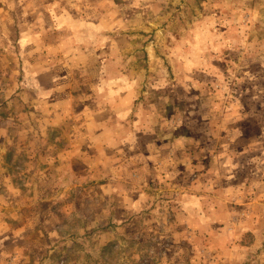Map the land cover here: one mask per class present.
I'll return each mask as SVG.
<instances>
[{
	"label": "rangeland",
	"instance_id": "obj_1",
	"mask_svg": "<svg viewBox=\"0 0 264 264\" xmlns=\"http://www.w3.org/2000/svg\"><path fill=\"white\" fill-rule=\"evenodd\" d=\"M69 1L127 84L50 117L0 21V264H264V0Z\"/></svg>",
	"mask_w": 264,
	"mask_h": 264
},
{
	"label": "crops",
	"instance_id": "obj_2",
	"mask_svg": "<svg viewBox=\"0 0 264 264\" xmlns=\"http://www.w3.org/2000/svg\"><path fill=\"white\" fill-rule=\"evenodd\" d=\"M70 3L69 0H0V21L32 22L29 27L16 28L20 33L26 31L20 35L27 36L25 44L19 42L25 45L22 49L29 46L28 51L21 54L25 63V78L33 87L32 92L25 91V97L39 100L41 105L47 104V109H51L48 115L60 118V121L66 116L91 118L102 111L111 112L110 108L122 101V98L114 97L119 95L115 86L122 88L127 84L120 74L107 76L99 83L101 58L102 63L109 64L112 50H106L105 54L101 50L99 52L97 26L88 22L90 18L81 7L77 10ZM73 4L76 6V2ZM41 22H44L43 25ZM26 53L33 61L30 58L26 60ZM96 86H102L101 91L112 98L105 95L98 99ZM98 101L106 110L98 108ZM49 121L50 118L44 119V128L50 126Z\"/></svg>",
	"mask_w": 264,
	"mask_h": 264
},
{
	"label": "trees",
	"instance_id": "obj_3",
	"mask_svg": "<svg viewBox=\"0 0 264 264\" xmlns=\"http://www.w3.org/2000/svg\"><path fill=\"white\" fill-rule=\"evenodd\" d=\"M67 261H68V260H65V259H64V260L62 261L61 264H65V263H67Z\"/></svg>",
	"mask_w": 264,
	"mask_h": 264
}]
</instances>
